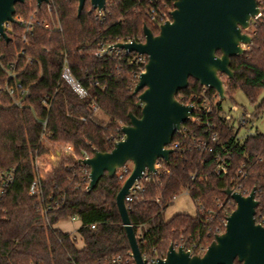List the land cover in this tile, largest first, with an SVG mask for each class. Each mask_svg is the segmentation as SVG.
<instances>
[{
	"label": "trees",
	"instance_id": "trees-1",
	"mask_svg": "<svg viewBox=\"0 0 264 264\" xmlns=\"http://www.w3.org/2000/svg\"><path fill=\"white\" fill-rule=\"evenodd\" d=\"M163 1L172 10L173 0ZM257 4L260 16L250 21L252 42L242 55L230 59L233 78L218 75L223 88L240 89L252 104L264 90V0ZM77 6V0H49L37 8L35 0H24L15 6L16 14L36 12L59 23L60 30L36 29L26 43L16 35L7 43L0 40L5 64L15 65L17 79L29 89L21 107L0 92V170L15 171L13 184L0 197V264H134L115 202L123 182L104 174L88 193V181L81 177L74 157L60 154L51 163L47 156L51 146L60 144L73 147L76 157L83 152L90 157L94 151L110 152L120 140L121 127L129 124L128 114L140 116L141 105L132 95L139 75L135 55L97 58L95 53L101 45L142 43L144 26L157 35L158 29L148 23L153 3L106 0L100 15L88 0L79 15ZM165 13L168 20L169 9ZM64 60L87 90L86 98L79 99L61 81ZM4 80L0 72V88ZM191 90L198 93L201 86L190 78L176 99L187 97ZM227 90L222 100L218 98L214 116L215 152L207 154L181 143L126 204L131 227L140 235L141 255L154 252L163 259L173 245L202 256L214 237L224 232L226 218L235 209L226 190L237 189L243 195L254 190L255 222L264 220V133L238 136V129L224 120L222 101L232 95ZM208 94L215 92L209 88ZM263 111L264 98L254 107L249 123ZM44 120L45 137L41 138ZM216 155L225 159L226 172L215 171ZM35 158L45 167L39 176L40 194L29 196L26 186L35 177ZM181 189L191 199L195 214L164 220L165 210ZM72 217L80 222L77 236L82 248L77 247L75 235L56 228L59 221Z\"/></svg>",
	"mask_w": 264,
	"mask_h": 264
},
{
	"label": "water",
	"instance_id": "water-1",
	"mask_svg": "<svg viewBox=\"0 0 264 264\" xmlns=\"http://www.w3.org/2000/svg\"><path fill=\"white\" fill-rule=\"evenodd\" d=\"M87 0H77V14ZM95 11L105 9L106 0H88ZM24 0H0V36L7 43L3 25L12 22L15 6ZM36 7L49 0H35ZM257 0H173V10L154 35L143 27L142 43L116 44L127 53L146 56L144 72L140 74L132 95L141 105L140 116L128 114L129 124L121 127L123 140L110 152L94 151L82 163L90 169L86 191L91 192L104 176L113 178L128 162L132 169L116 195V207L130 248L134 264H146L131 227L125 198L132 185L147 170L154 173L158 159L168 162L170 145L175 133L187 123L193 107L176 100L179 91L193 79L202 87L224 98L219 74L233 78L230 59L243 54L252 42L245 33L250 21L259 16ZM219 53V55H218ZM225 195L235 209L226 218L224 232L214 237L202 256H193L182 247L169 245L163 259L155 264H264V227L256 224L258 202L254 190L248 196L226 190Z\"/></svg>",
	"mask_w": 264,
	"mask_h": 264
},
{
	"label": "built area",
	"instance_id": "built-area-1",
	"mask_svg": "<svg viewBox=\"0 0 264 264\" xmlns=\"http://www.w3.org/2000/svg\"><path fill=\"white\" fill-rule=\"evenodd\" d=\"M149 1L153 3V7L151 8L150 13L148 15V23L152 27H156L159 30V27L164 22L167 21V19L165 20L167 16L165 13L167 5L165 4V1L163 0H149ZM159 1H160V4H159ZM154 5H157L156 6L157 8H155ZM96 13L100 15L101 12L96 11ZM169 13H168V16H169ZM259 16H260V13H259ZM49 28L60 30V24L57 23L56 21L54 22L53 20L52 22H50L47 19L38 17L36 12H31L28 16H23V15H19L15 13L12 16V22H6L3 25V30L9 38L10 36L16 35L18 38L21 39L23 43L27 42L28 37L31 36L32 33L36 29H49ZM1 39L3 38L0 36V40ZM127 43H132V41H129ZM113 53L116 56L119 53L129 54L123 50L115 48L114 45L106 44V45H101L100 47H98L95 55L97 58H103L106 55L107 56L112 55ZM133 54L135 55L133 62L139 66V75L137 77V81H138L140 74L144 72V66L147 62V58L146 56H143V55H137L135 53ZM20 55H23V52H20ZM5 63H6L5 57L3 54L0 53V72L5 76L4 84L0 88V92L6 94L12 100V104L14 106L21 107L24 104L25 99L29 97V89L25 87L17 79L18 72L15 70V65L13 63H10L7 65ZM59 77L61 81H63L79 99H84L88 96V93L85 87L74 78L70 68L67 65L66 60H64L62 64ZM208 89L209 88L207 87L201 86L200 92L197 93L191 90V92L188 94L187 97L181 96L179 100L176 99L178 102L184 105L192 106L193 111L187 123L182 124L180 129L175 133L174 136L176 138L174 141L173 140L171 141L169 146L166 147L167 149H170L173 151L177 149L181 143L186 142V144L190 148L191 147L195 148V150L197 151L204 152L207 154H213L215 152V145L218 142V133L216 131V125L214 123V118H215L214 116L217 111V103L219 99L216 93L209 95ZM46 107H48L47 104H46ZM232 110L236 111L237 109L236 107H234ZM222 116L225 121H227L228 123H232V125L238 129V136H241L240 130L247 129V126L251 124L249 123V120L252 119V117L248 115L245 111L237 119H233L231 115L225 114L224 112ZM42 126H43V130H42L41 138H44L46 120L43 121ZM197 127H198V130L194 131L193 129H197ZM121 140H123L122 134H121L119 141ZM53 154L54 156H52V158L55 160L60 154H65V155L74 157L77 160L78 165H80L81 167V177L83 179H86L89 182L90 169L82 163L83 161L91 158L86 152H83L81 156L76 157L74 154L73 147L69 145H62L61 151L55 150ZM216 161H217V164L215 166V171L217 173L226 172L225 159L220 157L219 155H216ZM165 163L166 162L163 161L162 159H158L154 164V169H155L154 173H150L146 170L142 174L141 179L136 181L130 188L129 195L125 198V206L127 203H130L133 199V196L138 191L141 190L143 182L148 181L152 175H154L157 171L161 170ZM41 165L43 164L41 163L40 159L35 158V161H34L35 177L26 186V193L29 196H37L38 194H40L39 176H40V172L44 170L45 164L43 166ZM131 169L132 167L129 168L127 167V165H124L121 169H119L116 172L115 177L124 183V181L129 176ZM14 172H15L14 169H11L8 171L0 170V197L13 184ZM239 173H241L242 175L241 170L239 171ZM232 191L240 193L237 191V189H232ZM243 196H248V195H243ZM175 199L176 197H173L172 201L174 202ZM68 220L71 222H78L80 226V222L78 221L76 217H72ZM258 225L264 227V220H262L261 223H259ZM91 229H94V225L91 226ZM75 232L77 233V230H75L72 233V235H74ZM154 254L155 253L153 252V255L151 256L142 255V258L146 261V264L156 263V261L159 258L154 256ZM113 262H119V259H115L113 260Z\"/></svg>",
	"mask_w": 264,
	"mask_h": 264
},
{
	"label": "rangeland",
	"instance_id": "rangeland-1",
	"mask_svg": "<svg viewBox=\"0 0 264 264\" xmlns=\"http://www.w3.org/2000/svg\"><path fill=\"white\" fill-rule=\"evenodd\" d=\"M167 9H169V12L173 10V8L171 10L169 5L167 6ZM251 31L252 29L250 28L247 33L250 34ZM243 48L246 49V47ZM224 90H227V88L224 87ZM227 92L228 95L231 94L232 95L231 98L228 96L225 97V99L222 101V108H223V112L225 114L231 115L233 119H237L244 111L251 116L254 112V107L257 104H259L261 100L264 98V90L260 91V93L258 94L255 104L250 103L247 97L240 89H237L235 91L229 89L227 90ZM234 107H236L237 109L236 111L232 110ZM256 131L259 133H264V111L260 114L259 118L253 119L252 123L247 126V129L240 130V135L244 136L245 134H253ZM61 147L62 144L51 146L50 153L47 156L48 162L51 163L55 162V159L52 158V156H54L53 152L55 150L61 151ZM126 165L129 168L132 167V164L130 162H128ZM176 214H188L190 216H193L195 214L194 205L184 189H181L178 192L177 197L173 202V204L167 207V209L165 210L163 214L164 220H169L171 217H173ZM77 226H78V222H71L69 220L60 221L58 223V227L64 231L72 232V230H74ZM76 234L77 233L75 232L74 235L77 238V247L82 248L83 243ZM136 237L137 239L140 237L139 233L136 234Z\"/></svg>",
	"mask_w": 264,
	"mask_h": 264
},
{
	"label": "crops",
	"instance_id": "crops-1",
	"mask_svg": "<svg viewBox=\"0 0 264 264\" xmlns=\"http://www.w3.org/2000/svg\"><path fill=\"white\" fill-rule=\"evenodd\" d=\"M67 220H68V219H67ZM61 221H64V220H61ZM59 222H60V221H59ZM59 222H58V223H59ZM58 223L56 224V228H59V227H58ZM78 227H79V223H78V226H77L74 230H72V232H71V231H64V230H62V229H60V228H59V229L62 230V231H64V232H67V233L72 234L75 230H77ZM78 238H79V237H78Z\"/></svg>",
	"mask_w": 264,
	"mask_h": 264
},
{
	"label": "flooded vegetation",
	"instance_id": "flooded-vegetation-1",
	"mask_svg": "<svg viewBox=\"0 0 264 264\" xmlns=\"http://www.w3.org/2000/svg\"><path fill=\"white\" fill-rule=\"evenodd\" d=\"M249 29H250V27L245 31V33H246L247 35H249V34L247 33Z\"/></svg>",
	"mask_w": 264,
	"mask_h": 264
}]
</instances>
